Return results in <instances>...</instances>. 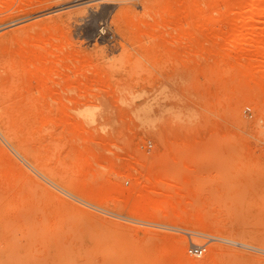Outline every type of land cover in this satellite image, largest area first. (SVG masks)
Wrapping results in <instances>:
<instances>
[{
  "label": "rangeland",
  "instance_id": "rangeland-1",
  "mask_svg": "<svg viewBox=\"0 0 264 264\" xmlns=\"http://www.w3.org/2000/svg\"><path fill=\"white\" fill-rule=\"evenodd\" d=\"M21 1L6 120L56 172L0 129V190L34 186L67 264H264V0Z\"/></svg>",
  "mask_w": 264,
  "mask_h": 264
},
{
  "label": "bare ground",
  "instance_id": "bare-ground-1",
  "mask_svg": "<svg viewBox=\"0 0 264 264\" xmlns=\"http://www.w3.org/2000/svg\"><path fill=\"white\" fill-rule=\"evenodd\" d=\"M22 1L25 2V0ZM22 1L21 3H24ZM118 1H122V0H117L116 2ZM26 2L29 1L27 0ZM30 2L29 4L27 3L28 5L24 3L23 9L22 8L21 9L26 10L25 7L31 5ZM148 2L153 3V1H148ZM32 26L33 25L28 26L30 27V29L28 28V30L30 31L28 32L22 31L24 35L30 34L32 30H35L37 29L36 27L38 26L40 27L42 25L40 23L39 25L37 24V26L34 25L36 26L33 27L35 29L33 28L31 29ZM23 33L20 32L22 38H23L22 35ZM2 35H4V33ZM16 38L17 37L15 36L13 40ZM16 61L18 62V66L21 68V70L26 72V70H24L25 68H23L24 64L20 63L19 59H17ZM10 62L12 63L10 58L4 59L2 57L1 59L0 57V95L3 96L5 100L4 101L2 97H0V129L5 135V137L9 139V142H11L14 145L13 147H15L18 153L24 155L25 159L26 160L28 159L30 162L28 160L27 161L31 165H33V167H35L37 170L39 169L42 170V172H45V174L46 173L51 174L53 172L49 173L48 171L53 170L56 172V167H54L52 164H49V162H47V158L43 154L42 155L39 154L42 152H38L37 150L39 149L33 147V145L31 144V140H29L30 138L27 139L28 136L25 135L27 138L23 135L21 136V134L22 133L24 134V132L18 130L17 126H14L17 124L16 122H13L11 124L8 122L9 120L7 116L13 113V112L10 113V109L12 110L13 108L10 107L7 108V106L4 103L7 100V96L9 97V95L11 94V92L8 91V87L11 81L9 70H13L12 64H15L14 69L16 70V63L11 64ZM20 64H22L21 65L22 67L20 66ZM18 69L19 68H17L16 73H18L17 72L19 71ZM10 72L12 73V71ZM5 74L8 76V79L7 77H5L6 76ZM13 75H16L15 72L11 74V76ZM17 77L19 78L18 74ZM12 78H14V76ZM18 78L15 79L19 80ZM12 82H14L13 79ZM14 85L15 84H13L12 86L15 88L16 85L15 86ZM14 88H12L10 84V89H12L11 91H13ZM6 92L9 95H7ZM40 93H42V90H40ZM1 100H3L4 102L1 103ZM240 100L249 103L253 100V97L248 94H243L240 97ZM14 110L12 111L16 112L15 116L17 115L18 118L19 117L21 118L22 116L21 114L22 112H24L22 107L19 106ZM157 157H158L157 159L158 162L159 160L165 157L164 152H162ZM153 167L154 165L148 171L149 180H153L152 177H154L156 171L155 170L156 168L154 169ZM160 180L162 181L163 179L160 178L157 182L159 183ZM17 181L18 180L16 179L14 182L15 184H13L10 188H1L0 190V205H1L0 208H2V206H5L3 207L5 211L3 212L0 211V249L11 260L12 264H67V236H65L61 232L53 231L52 227L48 223L47 220L48 216H46L49 210V206H47L48 204H46V202L36 194L34 186L32 185L28 186L26 184L21 183L18 187L16 183ZM147 197L145 198L146 203L147 200L149 199V197L148 198ZM23 202L24 205L22 206ZM175 210L173 211L175 212ZM176 212L174 215L177 216L178 218H180L184 214L183 212L182 214L180 211L179 213ZM185 215H183L182 217L184 218V220H187L186 219L187 215L186 216ZM194 216L197 222L201 224L204 222L202 221L204 220L203 216L201 215H197V216L194 215ZM194 216L191 217L190 214L191 218H194ZM199 216L201 217L200 219L198 218ZM182 217L180 219L181 221L183 219ZM190 217L188 216L187 218L189 219ZM197 244L200 245L199 242H197ZM197 244L195 242L194 245ZM234 244L236 245L237 243Z\"/></svg>",
  "mask_w": 264,
  "mask_h": 264
},
{
  "label": "built area",
  "instance_id": "built-area-1",
  "mask_svg": "<svg viewBox=\"0 0 264 264\" xmlns=\"http://www.w3.org/2000/svg\"><path fill=\"white\" fill-rule=\"evenodd\" d=\"M202 250L203 249L200 246L192 245L189 247L188 252L192 255H201Z\"/></svg>",
  "mask_w": 264,
  "mask_h": 264
}]
</instances>
